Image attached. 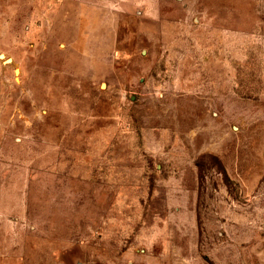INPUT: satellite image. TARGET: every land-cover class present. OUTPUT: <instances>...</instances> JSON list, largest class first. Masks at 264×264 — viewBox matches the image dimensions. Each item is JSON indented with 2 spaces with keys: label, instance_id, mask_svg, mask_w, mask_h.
<instances>
[{
  "label": "rangeland",
  "instance_id": "374dc122",
  "mask_svg": "<svg viewBox=\"0 0 264 264\" xmlns=\"http://www.w3.org/2000/svg\"><path fill=\"white\" fill-rule=\"evenodd\" d=\"M0 264H264V0H0Z\"/></svg>",
  "mask_w": 264,
  "mask_h": 264
}]
</instances>
